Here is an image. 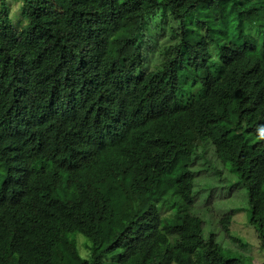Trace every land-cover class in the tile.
<instances>
[{"label": "trees", "instance_id": "trees-1", "mask_svg": "<svg viewBox=\"0 0 264 264\" xmlns=\"http://www.w3.org/2000/svg\"><path fill=\"white\" fill-rule=\"evenodd\" d=\"M17 1L19 27L0 5V264H252L217 196L234 175L264 249V0H52L55 24Z\"/></svg>", "mask_w": 264, "mask_h": 264}, {"label": "rangeland", "instance_id": "rangeland-1", "mask_svg": "<svg viewBox=\"0 0 264 264\" xmlns=\"http://www.w3.org/2000/svg\"><path fill=\"white\" fill-rule=\"evenodd\" d=\"M34 4L38 5L41 9V14L43 20L51 24L57 23L62 16V9L53 3L52 0H32ZM6 3L10 10L13 23L15 26L19 27L21 25V3L17 0H0V5ZM95 4V3H94ZM93 4H87L83 6L85 10L91 9ZM138 55L134 53V59L132 64H136L138 61ZM207 72L211 75V71L207 69ZM144 80L147 82H155V76L151 70H147L144 74ZM234 177V175H233ZM232 177V178H233ZM221 184L218 186L217 205L235 206L239 208V211L234 215L231 223V232L235 236L242 238L247 241L249 245L252 246L251 252L254 251L252 255V264H263L264 263V249L257 250L255 246L258 244L257 237L253 225L249 223L250 208L247 202V192L246 188L234 183V179L225 173ZM227 195V198L225 196ZM262 225L264 226V215L262 216ZM82 239V237L80 238ZM82 252L85 253L83 249ZM251 255V254H250Z\"/></svg>", "mask_w": 264, "mask_h": 264}, {"label": "clouds", "instance_id": "clouds-1", "mask_svg": "<svg viewBox=\"0 0 264 264\" xmlns=\"http://www.w3.org/2000/svg\"><path fill=\"white\" fill-rule=\"evenodd\" d=\"M82 239H80V241H81Z\"/></svg>", "mask_w": 264, "mask_h": 264}]
</instances>
